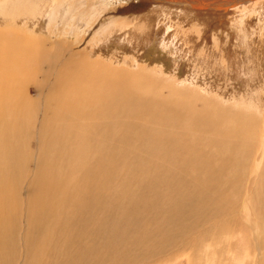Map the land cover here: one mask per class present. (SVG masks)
Masks as SVG:
<instances>
[{"label":"bare ground","instance_id":"obj_1","mask_svg":"<svg viewBox=\"0 0 264 264\" xmlns=\"http://www.w3.org/2000/svg\"><path fill=\"white\" fill-rule=\"evenodd\" d=\"M93 1L98 2L100 0ZM148 1L162 4V7L166 8L162 12L167 17L163 20L158 19V24L153 29V31L161 32L165 30V25L169 26L171 24L172 15L178 12H181V14L182 12H185V14L189 12V14L195 13L194 15L198 13L212 15V18L215 17L217 23L221 25L228 23L227 20L224 21L221 17L231 14L232 11L241 13L254 11L258 14H264V0ZM5 4L6 0H0V9ZM55 7H52V9ZM67 7L69 8V6ZM66 11L68 10L66 9ZM48 14H51V10ZM220 14L224 15L220 16ZM45 24L47 25L46 21ZM118 26L120 27V29L118 28L120 34H116L117 31L112 34L115 25L102 35L106 38H113L115 44L117 42L119 44V42L128 40V34L131 35L130 32L137 30L127 22L121 21ZM176 27L175 34L178 36L181 29L179 25ZM144 29H142L140 42L148 34L146 32L149 28L144 27ZM15 34L17 35V33ZM15 34H13V31L12 34L9 31H0V264H8L10 258H15L13 252L15 251L19 231L18 225H21V222L24 224L21 225L19 236L21 232L22 234H29L24 250L28 251L30 255L33 254V257L44 253L45 258L40 259L46 261L50 258V264H58L59 260L68 253L65 250L68 244L57 247V239L68 240L73 234L72 250L79 247L76 240L80 243L85 242L87 247L94 246L96 242L87 237L85 226L77 222L78 216L89 203H91L89 218L95 215L97 208L112 207L116 204H122L135 216V232L131 237L130 244L125 247L123 239L119 248L114 242L106 246L111 255L115 256L117 254L116 258L126 259L122 250L123 247L127 249L141 246L151 248L158 245V242L155 243L153 238L158 239L161 233H164L163 240L166 242L169 239L166 240V235L169 231L171 232L167 222L169 224L175 223L179 211L185 209V207L178 205L175 209L170 202L160 209L156 208L153 216L150 215V209L143 207L148 192L155 191L151 188V185L160 182L161 178L165 176L159 169L158 164L160 162H156L154 156L163 161L168 159L170 153L176 154L170 162H162L168 169L167 173L173 176L175 181H179L178 176L185 179L190 175V180L194 184L198 183L199 181L193 175V169L200 165L206 176L222 185L229 183L231 179L236 177L227 169L231 166L237 167L238 158L244 157V160L250 156V153L254 152L255 143H258L259 151L264 150V123H262L263 126L260 125L259 139L258 142H255V128L258 124H256L254 116H248L242 112L232 114L233 111L229 108L224 120H216L215 116L220 117L221 115V113L215 112L221 106L219 103L211 107L207 101L197 99L203 106L197 108L190 100L187 102L179 97H172V93L170 94L171 87H167L168 82L162 81L165 84L163 85L164 88H167L169 92V94H165L162 91L161 82L159 83L140 74L114 69L110 67V64L85 59L86 57L85 60L83 59V64L80 63L82 64L81 67L86 70L88 67L86 64H88L96 72H99V74L95 73L99 76L97 78L95 75L97 80L93 81V84L89 83L84 87V93L80 94L79 87L77 88V93L73 97L78 98L81 96L82 99L74 103V100H71L72 97H70L73 91L64 88L69 83L64 75H67L68 79H72V76L70 77L66 73L69 68L65 70L64 62L55 60L53 62L54 66L51 65V68L54 67L51 70L53 72L49 71V74H46L47 77L43 75L47 79L43 78L45 81L42 80L41 82V79H37L33 72H38L41 66L44 67L46 63L50 64L49 58L52 57H49L50 49L47 53L39 48V45H44L45 48H48L49 45L37 36L35 38L22 36L20 33L18 36H15ZM260 35L264 37V30L260 32ZM16 37L22 41L23 45L18 46L15 40ZM10 41L13 42L10 43ZM130 43L133 44V41ZM8 46H10V49ZM28 47H32L34 50L29 52ZM153 47L156 48L152 49ZM166 47L164 43L157 44L154 42L150 50L155 51L157 49L160 55L162 51L163 53L169 51L170 47H167L168 49ZM50 52V55H52V51ZM61 55L63 54L61 53ZM169 58L174 65L179 66L181 64L173 52ZM73 66H71L72 69L76 68V66ZM77 66L79 67V65ZM79 69L80 71H78ZM79 69H75L76 72H80L76 76L84 78L87 72L81 74L82 68L79 67ZM94 69L93 71H95ZM196 69V67H193L194 73H197ZM41 70L44 74L45 69ZM125 74L137 83L127 82L129 77H124ZM91 75L93 76V74ZM90 76L88 72L87 78L92 79ZM120 78L127 81H121ZM30 83L33 85L31 86ZM32 91L38 92L39 101L32 98L30 95ZM174 91L176 90L174 89ZM220 93L233 98L239 95L237 92ZM175 94L179 93L176 91ZM183 94L185 95V93ZM48 109L55 112L53 117L47 118L46 115L49 111L46 110ZM36 111H38L37 114H35ZM142 113L149 117L151 123H147L145 119L141 123L139 116ZM31 115L36 119H40L38 120L40 127L37 125V136L34 138L38 150L43 152L44 155L39 163L38 160L35 161L39 164L36 173L41 170L44 176H37L34 178L35 182L32 180L30 182L32 187L48 186L50 188L48 192H43L44 194L36 193L31 189L30 194H33L30 200L22 203L23 200L20 201L21 199L17 197L18 193L12 190V185L16 183V170L18 169L21 172L24 168V165L21 164L25 160L21 148V131L26 126L36 124L31 122ZM86 115L91 117L90 126L80 127L77 122L83 121ZM95 120H97V124H94ZM244 120H249V122ZM243 128L248 129L247 133H244ZM232 139L238 142L232 144ZM180 145L184 146L185 151L181 150ZM224 145H227L228 148H224ZM185 153H187V156H185ZM217 158L222 159L221 162L223 163L217 168L212 167V171L208 170L210 166H205V164L211 163V160ZM261 161L256 160V168H260ZM64 169L71 171L68 185L75 190L62 189L64 192L58 193L59 186L66 179L61 173ZM151 171L155 174L150 175ZM57 174L59 176H56ZM146 175H148L147 182L143 179ZM18 183L24 185L23 181ZM185 185H189V182H182V187ZM182 187L174 183H166L162 187V192L169 191L166 194L169 195L178 192ZM50 191H54L58 199L50 200L46 198ZM239 192L241 193V191ZM187 193L191 194L190 188H188ZM217 193L214 195L215 198ZM43 196L46 198L45 200ZM233 196V193L229 192L225 196L216 198L220 202L217 203L210 195L193 194V198L188 203L191 206V212L196 215L202 214L210 208L228 212L232 206ZM178 197L181 202H186V198ZM136 198L141 199L140 205L136 202ZM109 199L117 201L105 202ZM129 201L127 208V202ZM72 204L75 205L68 208V205ZM149 207L155 208L154 204ZM141 213H143V217L140 215ZM162 214L166 220L161 216ZM125 215L129 219V214ZM20 217L25 220H20ZM85 222L89 224L91 220L88 219ZM124 223L125 220L118 221L119 226L114 228V234L120 239L125 236V229L122 227ZM22 229L24 230L22 231ZM226 232L229 233L230 231L226 230ZM227 236L231 237L230 235ZM20 242L22 243V241ZM257 242L256 248L262 252V243H259L260 237L257 238ZM99 243L102 244V241ZM127 252L129 251L127 250ZM64 262L66 264H82L75 263L74 257Z\"/></svg>","mask_w":264,"mask_h":264},{"label":"rangeland","instance_id":"obj_2","mask_svg":"<svg viewBox=\"0 0 264 264\" xmlns=\"http://www.w3.org/2000/svg\"><path fill=\"white\" fill-rule=\"evenodd\" d=\"M53 3L55 4L53 5ZM162 6V4L148 0H100L98 2L93 0H6V4L0 9V31H9L11 34L13 31V34L17 33L15 36H18L19 33L26 37L36 38L37 36V38H41L46 42L49 45L48 48H45L44 45H39V48L47 53L50 49L52 55H50L51 52L49 51V57L52 56L53 59L50 57V64L46 63L47 66H41V69H45L44 74L40 69L38 72L35 70L36 73L33 72L34 76L37 79H41L40 81L42 82L46 74H49V71L54 69V67L51 68V65L54 66L53 62L55 60L64 62L65 70L69 68L66 73L70 77L72 76V79H68L67 75H64L71 87L67 84L64 88L65 90L70 89L73 91L70 97H72L71 100H74V103L82 99L81 96L78 98L73 97L77 93V88L79 87L80 94L84 93V87L89 83L93 84L99 76L95 74H99V72H96L88 64H86L89 67L86 69L88 71L81 67L83 59L86 57L85 59L110 64L111 68L140 74L159 83L161 82L162 91L165 94H169V92L167 88H164L163 85L165 84L162 81L168 82L169 85H173H167V87H171L170 94L174 93L173 95L171 94L172 97H179L187 102L190 100L197 108L203 107L197 99L207 101L211 107L219 103L221 106L215 112H219L221 115L220 117L215 116L216 120H224L229 108L233 111L232 114L242 112L248 116L252 115L256 124H258L257 128H255L254 137L255 142H258L261 131L260 125L263 126L262 123H264V37L260 35V32L264 30V14H258L254 11L249 13L232 11L227 16L220 14V16L224 15L221 18L224 21L227 20L228 23H226L230 24L224 23L225 26L217 23L215 17L213 16L214 18H212V15L210 17L204 13L194 15L195 13L189 14L187 12L185 14V12H182L181 14V12H178L176 13L177 15H172L171 24L169 26L165 25L163 32L153 31L158 24V19L163 20L167 17L162 12L166 8ZM52 7L55 8L52 9ZM50 10L51 14L49 15L48 12ZM243 14L248 15L244 16ZM121 21L127 22V24L134 26L137 30L130 32L131 35L128 34V40L122 41L124 43L121 42V44L119 42L118 44L117 42L115 44L113 38H106L102 34L115 25L116 27H114L112 34H115L114 32L116 31V34H118L120 32L118 24ZM177 25L182 30H180L178 36L175 34ZM143 26L150 30L148 29V32H146L148 34L140 42L142 31L145 30ZM112 34L110 35L111 37L113 36ZM16 38L18 46L21 45L22 41L18 37ZM129 41H133V44ZM12 42L10 41V43ZM154 42L157 44L164 43L165 47H170L169 51L164 53L162 51L159 55L157 49L155 51L152 50L156 47L150 50ZM51 46L55 48L54 51ZM8 48L10 49V46ZM28 49L29 52L34 50L32 47H28ZM62 49L63 51H61ZM170 50L179 59L178 61L181 63L179 66L174 65L170 60L169 56L172 53ZM75 64L82 68L81 74L87 72L84 78L76 76L80 72L75 71L76 68L79 69ZM73 65L76 68L72 69L71 66ZM193 67L197 68V73L193 72ZM88 72L89 76L93 74V76H90L93 80L89 77L87 78ZM43 75L45 76L43 77ZM123 76L129 77L127 78L128 81L126 80L127 82L137 83L130 76L126 74ZM120 79L125 81L123 78ZM44 81L43 83L46 84ZM86 82L87 84L84 85ZM172 87L179 94H175L176 91ZM153 91L155 90L153 89ZM220 92H237L239 95L233 98ZM30 95L36 101L40 100L38 92L32 91ZM46 111H49L46 115L47 118L53 117L55 114L50 109ZM37 113L38 111L35 112V114ZM31 116L33 118L30 119L31 122L36 124L26 126L21 131V148L25 156V160L21 164L24 165V168L21 172L18 169L16 170V183L12 185V190L18 193L17 197L21 199L20 201L23 200L22 203L30 200L33 194H30L31 189L36 193H43L48 192L50 188L48 186L32 187L30 182V180L35 182L34 178L37 176H44L41 170L36 173L39 164L35 161L38 160L39 163L44 155L43 152L38 150L35 140L37 125L40 127V122H38L40 119L34 118L33 115ZM139 119L141 123L143 119L147 123H151L149 117L143 113L140 114ZM244 121L249 122V120ZM77 123L80 127L86 128L90 126L91 117L86 115L83 121H78ZM94 124H97V120H95ZM73 129L75 128L73 127ZM242 130H244V133L248 131L247 128ZM33 132L35 133L33 134ZM236 141L232 139L231 143L235 144L238 142ZM180 148L185 151L183 145H180ZM224 148H228L227 145H224ZM259 149L258 143H255L254 152L250 153V156L244 160V157L238 158L237 167L231 166L227 169L236 177L231 179L229 183L222 185L206 176L200 165L193 169V175L199 181L198 183L194 184L189 178L190 175L185 179L178 176L179 181H175L173 176L167 173L168 169L162 162H170L175 158L176 154L170 153L168 159L163 161L159 157L154 156L155 161L160 162L158 164L159 169L165 176L161 178L160 182L151 185V188L155 191L148 192L143 207L150 209L151 216L155 214L156 208L160 209L170 202L175 209L178 205L185 207V209L179 211L175 223L169 224L166 221L167 226L171 230L166 235V240L169 238L168 241L164 242V233H161L158 239L153 238L155 243L158 242V245L154 246L155 248L141 246L127 249L125 247L130 244L131 237L135 232L134 214L122 204H116L112 207L97 208L95 215L89 218L91 207V203H89L78 216L77 222L85 226V234L96 244L92 247H87L85 242L80 243L76 240L79 247L76 250H72L73 234L68 240L57 239V247L68 244L65 249L68 252L67 255L62 257L58 264H66L64 261H69L71 257H74L75 263L82 264H176L179 261L181 262L178 264H264V150L259 151ZM185 156H187V153H185ZM256 160H262L260 168H256ZM211 161V163L205 164V166H210L208 168L210 171H212V167L217 168L223 163L221 162L222 159L219 158ZM61 173L66 179L59 186L60 190L58 193H63L62 189L74 191L75 189H71L70 185H68L71 171L64 169ZM152 174L155 173L151 171L150 175ZM56 176H59V174ZM147 177L148 175L143 178L146 182ZM20 181H23L24 185L18 183ZM182 182H189V185L182 187ZM166 183H174L182 188L176 193L166 195L169 191L162 192V187ZM18 188L19 190H17ZM188 188L191 189V194L187 193ZM229 192L233 193L234 196L232 198V206L228 212L210 208L204 213L196 215L190 210L191 206L188 202L193 198V194L210 195L215 202L220 203L216 198L225 196ZM216 193L217 197L215 198L214 195ZM178 196L186 198V202H181ZM237 196L238 198H236ZM46 198L50 200L58 199L54 191H50ZM115 201L117 200L109 199L105 202ZM136 202L140 205L141 199L136 198ZM129 203L130 201L127 202V208ZM153 204L155 208H150L149 206ZM74 205H68V208ZM125 214H129V219H127ZM140 215L143 217V213ZM161 216L165 219L163 214ZM24 218L28 220L26 216ZM24 218L20 217V220L24 221ZM88 219L91 220L89 224L85 222ZM121 220H125L122 225L125 229V236L120 239L114 234V228L119 226L117 222ZM22 224L24 223L21 222ZM21 225H18L16 252H13L15 258H10L8 264L11 261V264H27L29 261V264H50V258L46 259V261L40 259L45 258L44 253L33 257V254L30 255L28 251L24 250L26 249L24 246L26 240L29 239V234L23 232L24 235L21 232L19 236ZM226 230L230 232L227 233ZM258 237H260L259 243H262V252L256 248ZM123 239L125 247L122 250L126 259L121 260V257L116 258L117 254L115 256L111 255L106 246L114 242L119 248ZM100 241H102V244L99 243ZM162 242L164 243L161 244Z\"/></svg>","mask_w":264,"mask_h":264}]
</instances>
